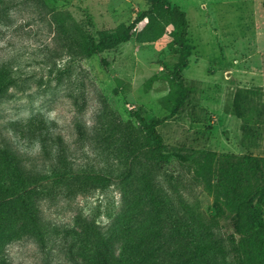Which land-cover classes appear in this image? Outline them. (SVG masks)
I'll use <instances>...</instances> for the list:
<instances>
[{
  "label": "rangeland",
  "instance_id": "obj_1",
  "mask_svg": "<svg viewBox=\"0 0 264 264\" xmlns=\"http://www.w3.org/2000/svg\"><path fill=\"white\" fill-rule=\"evenodd\" d=\"M169 1L186 12L193 48L183 71L186 97L181 107L173 76L180 53L172 44L171 26L155 42L132 39L90 58L60 50L54 10L69 12L72 18L63 27L72 33L77 25L84 35L97 38L100 31L132 24L150 8L148 0H0V63L17 60L24 67L0 98V145L14 147L30 168L43 173L41 183L46 184L55 160L46 158L41 144L22 132L30 118L43 119L77 154L76 167L84 165L112 178L91 197L35 203L33 210L46 221L81 232L85 219L106 232L116 218L127 216L132 233L149 228L151 202L141 181L145 168L140 170L132 159L124 135L126 123L144 127L136 112L165 119L160 131L175 152L264 156V0ZM45 56H55L54 61ZM66 56H76L75 62L68 66ZM79 124L102 148L85 145L86 155H81L76 143ZM148 157L146 169L167 195L168 179L174 176L193 203L217 212L221 202L216 194L196 181L187 165L174 158L163 166L155 155ZM226 217L217 238L233 232ZM5 218L3 234L10 239L0 240V264H72L58 250L44 249L16 213ZM123 244H115L117 257Z\"/></svg>",
  "mask_w": 264,
  "mask_h": 264
},
{
  "label": "trees",
  "instance_id": "obj_2",
  "mask_svg": "<svg viewBox=\"0 0 264 264\" xmlns=\"http://www.w3.org/2000/svg\"><path fill=\"white\" fill-rule=\"evenodd\" d=\"M148 2L150 8L132 24L123 23L114 30L100 31L97 38L84 35L77 25V34L72 33L71 29L63 27L67 19L72 18L69 12L54 10L51 15L57 24L60 50L68 55H76L79 51L82 57L90 58L132 39L140 43L155 42L171 26L173 30L169 35L180 53L173 76L178 88L177 106L181 107L186 97L183 71L193 50L188 41L187 15L169 0ZM137 26L139 29L135 34ZM45 57L51 63L55 56ZM66 57L68 66L75 62L73 58L76 56ZM104 63L107 62L104 60ZM23 69L22 63L17 60L0 63V98L14 83L16 71L22 73ZM136 114L144 127L137 129L126 123L124 135L132 159L140 170L145 168L141 172V181L152 208L147 230L132 233L126 216L116 218V225L106 232L96 229L84 219L83 230L78 232L68 225L46 221L35 213L33 207L41 200L72 199L80 195L91 197L108 187L112 178L84 165L76 167L79 158L67 149L62 136L52 133L45 120L32 117L22 125V132L28 134L32 141L39 142L46 158L55 161L49 181L41 183L43 173L30 168L9 143L0 145V240L2 237L10 239L9 235L3 234L5 217L14 212L23 218L26 231L44 249L50 252L58 250L72 264H264V156H229L206 151L196 156L197 152H175L160 131L165 119L139 112ZM77 130L76 143L82 149L81 155H86L85 145L102 148L90 138L83 124H79ZM249 130L253 132L251 127ZM145 132L151 136L152 142L147 141ZM148 155H155L163 166L169 165L174 158L187 165L196 174L194 179L206 183V188L216 194L221 202L217 212L208 213L199 204L193 203L182 181L174 176L168 179L171 194L167 195L146 169ZM212 175L215 183L210 178ZM225 215L233 232L226 238H217ZM120 240L124 244L117 257L115 244Z\"/></svg>",
  "mask_w": 264,
  "mask_h": 264
}]
</instances>
